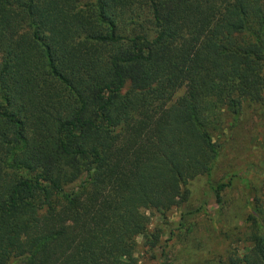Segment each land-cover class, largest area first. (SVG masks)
<instances>
[{"label": "trees", "instance_id": "1", "mask_svg": "<svg viewBox=\"0 0 264 264\" xmlns=\"http://www.w3.org/2000/svg\"><path fill=\"white\" fill-rule=\"evenodd\" d=\"M263 95L264 0H0V264H137ZM243 226L264 264V191Z\"/></svg>", "mask_w": 264, "mask_h": 264}, {"label": "rangeland", "instance_id": "2", "mask_svg": "<svg viewBox=\"0 0 264 264\" xmlns=\"http://www.w3.org/2000/svg\"><path fill=\"white\" fill-rule=\"evenodd\" d=\"M183 93L178 89L168 103ZM224 120L210 173L191 180L187 199L167 212L144 211L149 230H158L160 240L153 247L136 240L137 264H224L230 249L242 245L252 197L264 191V95L260 102L244 103L236 116L225 113ZM219 183L225 186L217 201Z\"/></svg>", "mask_w": 264, "mask_h": 264}]
</instances>
